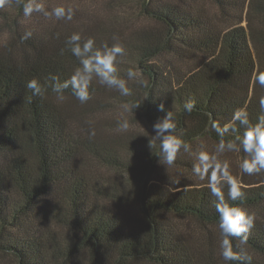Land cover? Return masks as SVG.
I'll return each instance as SVG.
<instances>
[{
  "label": "trees",
  "instance_id": "obj_1",
  "mask_svg": "<svg viewBox=\"0 0 264 264\" xmlns=\"http://www.w3.org/2000/svg\"><path fill=\"white\" fill-rule=\"evenodd\" d=\"M26 2L0 10L9 36L0 44V254L16 264H264V171L241 173L242 159L251 158L241 147L237 164L228 165L244 196L231 201L227 183L219 185L225 202L255 217L245 244L232 238L233 251L251 258L239 262L225 261L213 244V229L222 238L219 201L208 178L193 171L203 140L239 145L246 129L233 119L236 110L245 109L252 123L264 115V87L256 81L264 74V28L251 27L249 18L253 11L264 20V0H88L104 13L72 9L71 20L50 15L33 30L20 24L35 18L24 16ZM73 33L81 43L94 38L97 48L119 37L125 53L116 68L130 95L95 76L85 103L71 87L62 99L53 91L82 67L67 43ZM129 70L139 80L129 81ZM32 79L41 85L38 96L26 87ZM189 99L191 113L183 109ZM126 103H141L124 112L131 123L153 125L174 113L185 146L173 165L159 161V141L149 148V129L105 135L101 121L86 122L94 110ZM213 122L228 131L221 136Z\"/></svg>",
  "mask_w": 264,
  "mask_h": 264
},
{
  "label": "clouds",
  "instance_id": "obj_2",
  "mask_svg": "<svg viewBox=\"0 0 264 264\" xmlns=\"http://www.w3.org/2000/svg\"><path fill=\"white\" fill-rule=\"evenodd\" d=\"M5 0H0V6ZM33 12H43L45 16L50 15L45 11L44 4L41 0H27L23 6L25 17H29ZM51 15L56 19L71 20L73 18V10L71 8L56 7L52 10ZM31 36L28 32L25 38ZM116 41L112 46L107 43L97 48L94 38L89 37L82 41L79 33H73L67 40L71 45L70 51L73 56L79 58L82 67L78 68L70 79L62 83H55L53 91L61 94L64 89L71 87L72 95L81 103H85L90 99L89 86L96 77L99 84L109 88L117 89L122 95H130V89L127 86V81L121 78L117 73L116 62L119 56H123L125 49L120 44L119 37L113 36ZM135 73L132 70L127 72L129 79L133 78ZM53 81H59V77L51 75ZM256 81L261 87H264V74H258ZM26 87L32 90L34 96L41 93V85L36 79L27 82ZM141 106V103H126L123 105L124 111L130 112ZM260 107L264 110V99L260 101ZM195 108L194 100H187L183 105V109L187 113H191ZM159 111H164L163 103L158 105ZM233 119L239 121L246 129L243 137L240 139L239 145L233 142H221L218 145L217 151H239L242 150L250 155V159H242L239 167L242 174L253 175L264 171V115L257 118L255 123L249 120L248 113L245 109L236 110L233 114ZM118 127L121 131H126L129 127L127 120L118 122ZM176 120L174 113L168 111L162 118H158L152 125V133L154 135L148 140L150 149L155 148L156 141H159V152L157 157L163 165L171 166L174 164L178 151L185 146V141L176 135ZM212 127L222 136L228 131V127L223 129L213 122ZM94 135V132L91 133ZM199 165L193 166V171L201 177L208 178L209 187L213 196L217 198L216 211L219 213L218 228L221 233L220 240V255L227 262L250 261V257L241 256L238 252L233 251L232 238H238L241 244H245L248 240V233L254 226V215L249 213L244 208L229 205L225 202L223 193L219 190L221 182H226L228 185V198L231 201H237L244 196L241 191L240 181L234 177L229 171L227 161L218 162L216 157L207 152H200L197 155Z\"/></svg>",
  "mask_w": 264,
  "mask_h": 264
},
{
  "label": "rangeland",
  "instance_id": "obj_3",
  "mask_svg": "<svg viewBox=\"0 0 264 264\" xmlns=\"http://www.w3.org/2000/svg\"><path fill=\"white\" fill-rule=\"evenodd\" d=\"M19 0H5V2L3 3L2 6H0V10H6L7 12L9 11V9L12 8V5L15 6V4L18 2ZM95 2V0H92ZM41 2L44 4L45 7V11H47L48 13H52V10L56 7H65L66 8H71L73 10L75 9H86V12L88 13L87 16H90L91 14H96L99 13L100 15L104 13L103 10V6L101 3H97L94 4L92 3L91 8L89 6V2L88 0H41ZM203 5L210 9L211 13H216L217 12V8L210 4L208 1H204L202 2ZM90 8V10H89ZM32 15L35 16V18L32 19H21L20 24L24 29H30L33 30L35 29H39L44 27V25L46 24L45 21L47 20V18H49L50 15L45 16L43 12H34ZM262 15V14H261ZM257 16V17H256ZM263 16V15H262ZM250 25L251 27H257L259 25V27L264 28V20L261 16H259V13L256 15L255 12L251 11L250 15ZM54 21L57 22V19L53 16ZM138 23L143 22L142 20H138ZM243 25H245V23H243ZM42 31V30H40ZM9 38L8 36V32L6 31V27H5V22H2V20H0V44H3L6 42V40ZM254 50V49H253ZM255 52V51H254ZM255 54V53H254ZM140 78V74L136 73L135 76L131 79H129V81H134V80H139ZM111 89H115V88H111ZM124 108L121 106H116V107H107L104 110H94V112L88 117H86L85 119L86 122H88L89 124H93L97 121H101V125L103 126V129H99V131L102 134L108 135V133L114 134V133H119L120 135L124 134V131H121L118 127V130H116V127L118 126V122H121L125 119L122 118V116H124ZM117 120V121H116ZM128 121V120H127ZM129 130L132 131H146L149 129V131H152V125H145L142 121H135V123H131L129 122ZM146 129V130H145ZM204 142L201 145H197V149L199 151L202 152H207L213 156L216 157V160L218 159H225L227 158L228 164H237L238 159L237 157V152L236 151H228L227 149L224 152H218L217 151V147L218 145L216 144L217 147L211 146L210 142H208L207 140H203ZM215 145V144H214ZM196 145H192L190 148H186L184 150L186 151H193L194 147ZM185 155L190 157V154H186ZM182 172V171H181ZM180 173V171L178 172ZM174 174V172L172 173V175ZM133 187H130V189ZM133 190V189H131ZM128 211L133 212L135 215H137V210L134 206L128 207ZM182 223H184L187 229L191 230V231H195L197 230L194 227V224L189 222V221H183ZM201 231V230H200ZM216 237H215V241H213V244L220 246V237L219 234L216 232V230H212ZM220 248V247H219ZM264 261V260H263ZM0 264H16L15 259L13 256L10 255H6V254H0Z\"/></svg>",
  "mask_w": 264,
  "mask_h": 264
}]
</instances>
